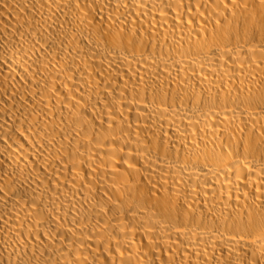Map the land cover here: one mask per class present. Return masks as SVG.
Wrapping results in <instances>:
<instances>
[{
  "label": "bare ground",
  "instance_id": "obj_1",
  "mask_svg": "<svg viewBox=\"0 0 264 264\" xmlns=\"http://www.w3.org/2000/svg\"><path fill=\"white\" fill-rule=\"evenodd\" d=\"M0 264H264V0H0Z\"/></svg>",
  "mask_w": 264,
  "mask_h": 264
}]
</instances>
